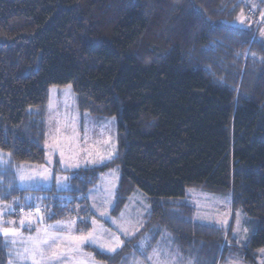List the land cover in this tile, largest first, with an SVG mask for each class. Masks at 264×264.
Here are the masks:
<instances>
[{"label": "trees", "instance_id": "trees-1", "mask_svg": "<svg viewBox=\"0 0 264 264\" xmlns=\"http://www.w3.org/2000/svg\"><path fill=\"white\" fill-rule=\"evenodd\" d=\"M241 10L237 0H0V202L28 192L14 167L44 164L48 92L70 86L80 112L116 118L118 155L74 171L45 221L87 216L83 195L118 164V200L137 189L149 201L145 230L216 264L229 232L192 225L175 203L191 188L227 195L256 221L244 252L254 259L264 249V44L253 25L233 24ZM126 247L85 250L120 264ZM8 250L0 237V264Z\"/></svg>", "mask_w": 264, "mask_h": 264}, {"label": "rangeland", "instance_id": "rangeland-1", "mask_svg": "<svg viewBox=\"0 0 264 264\" xmlns=\"http://www.w3.org/2000/svg\"><path fill=\"white\" fill-rule=\"evenodd\" d=\"M237 1L245 7L246 15L241 10L233 24L240 27L253 25L257 38L264 44V0ZM55 92H59L58 99H53ZM44 126V164L14 167L17 187L28 192L9 202H0V237L8 243L7 264H102L91 257L85 250L86 247L113 255L124 246L129 248L130 244L131 253L124 256L120 264H145L144 254L147 253L146 242L150 232L149 228H145L150 204L137 189H133L123 200H118V164L101 173L97 183L91 185L83 195L90 215L45 221L50 216L48 206L54 198V192L71 189L74 171L100 167L118 155L116 118L80 112L70 86L52 87L48 94ZM8 162V155L0 152V166L7 167ZM59 170L63 172L60 173ZM188 193L197 197L200 190L191 188L187 189L186 195ZM201 194L202 197L188 199L189 206L182 205L181 208L190 215L197 211L194 217L196 223L204 221L202 223L206 225L223 227L224 232H229L230 240L226 241V234L223 235L216 264H264V249L254 259L246 260L244 254L246 243L256 232V221L241 210L233 211L227 195L224 198L223 195L202 191ZM118 203L122 205L115 214L113 210ZM226 212L230 215L229 222H225ZM212 219L217 224L211 223ZM152 230L153 233L157 230L164 231L156 226ZM166 232L162 235L149 234L155 244L152 248L153 255L157 257L158 253L161 264H181L177 261L178 258L169 257V249L183 250L185 256L190 248L182 246L181 240L175 242L174 234ZM128 240L130 241L127 243ZM205 242L198 246L203 247ZM194 249L191 258L186 256L188 260L194 264L197 261L200 264L210 263L209 254L207 257L205 254L200 256L195 246ZM221 249H224L222 258ZM150 258L147 262L154 264Z\"/></svg>", "mask_w": 264, "mask_h": 264}, {"label": "crops", "instance_id": "crops-1", "mask_svg": "<svg viewBox=\"0 0 264 264\" xmlns=\"http://www.w3.org/2000/svg\"><path fill=\"white\" fill-rule=\"evenodd\" d=\"M56 93V94H55ZM54 93V95H53V99H58V97H59V92H58V94H57V92H55ZM48 94H49V92H48ZM194 190H198V189H194ZM203 192V191H202ZM198 197H202V194H201V190H200V193H199V195L197 196V197H194V196H192L191 194H189L188 193V195H186V198L182 201H178V202H176L175 204H176V206L178 207V208H181V206L182 205H184V206H189V204H190V201L188 200V199H190V198H198ZM223 197L225 198L226 196L225 195H223ZM228 198H229V203L231 202V198H230V196H227ZM182 209V208H181ZM196 212L197 211H195V212H193V214L192 215H190L189 214V216L187 217L188 219H187V221H189L192 225H197V226H205V227H210V228H212V227H214V228H223V227H217L216 225H206L205 223H202V222H204V221H202V222H200V221H198L197 223H196V221H194V217L196 216L195 214H196ZM225 222H229L230 221V215H228L227 214V212H226V217H225ZM211 223H213V224H217V223H215V221H214V219H212V221H211ZM160 230H163V229H160ZM165 231V233H167L166 232V230H164ZM164 231H156V233H153V230H152V228H151V230H150V232L148 233V235H147V242H146V245H147V249H146V251H147V253H146V255L144 254V260H146L145 261V264H149V262H147V259L148 258H150V260H152V263H154V264H161L162 263V261H161V257H159L158 256V253L156 254V256L157 257H155V254L153 255V250H152V248H153V246L155 245V244H153V239H152V235H150L149 236V234L150 233H152V234H165L164 233ZM165 237H167L166 235H164ZM168 238V237H167ZM168 240H169V238H168ZM169 243V242H168ZM167 243V244H168ZM159 246V245H158ZM169 246H170V243H169ZM170 250V255H169V257H173V258H178L177 259V261H180V263L181 264H194V263H192L190 260H188L187 258H186V255L184 256V253L182 252V251H178V249H175V251L174 250H172V249H169ZM154 252H155V250H154ZM159 252V251H158ZM164 253V252H163ZM165 254V253H164ZM184 256V257H183ZM188 256V255H187ZM192 256V255H191ZM183 258V259H182ZM189 258H191V257H189Z\"/></svg>", "mask_w": 264, "mask_h": 264}, {"label": "snow or ice", "instance_id": "snow-or-ice-1", "mask_svg": "<svg viewBox=\"0 0 264 264\" xmlns=\"http://www.w3.org/2000/svg\"><path fill=\"white\" fill-rule=\"evenodd\" d=\"M5 234H7V233H5Z\"/></svg>", "mask_w": 264, "mask_h": 264}]
</instances>
